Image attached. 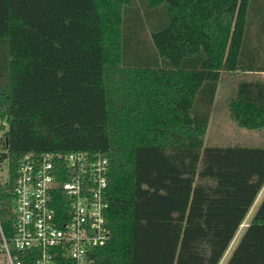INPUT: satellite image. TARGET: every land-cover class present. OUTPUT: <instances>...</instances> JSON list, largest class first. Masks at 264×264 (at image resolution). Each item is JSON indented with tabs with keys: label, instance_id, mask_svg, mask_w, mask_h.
<instances>
[{
	"label": "trees",
	"instance_id": "16d2710c",
	"mask_svg": "<svg viewBox=\"0 0 264 264\" xmlns=\"http://www.w3.org/2000/svg\"><path fill=\"white\" fill-rule=\"evenodd\" d=\"M136 1L0 0V218L10 231L23 154L100 150L111 237L94 264H220L264 187V146L204 143L222 71L264 73L260 0H142L146 49ZM229 113L264 128V78L241 79ZM225 264H264V196Z\"/></svg>",
	"mask_w": 264,
	"mask_h": 264
},
{
	"label": "built area",
	"instance_id": "2783aa9c",
	"mask_svg": "<svg viewBox=\"0 0 264 264\" xmlns=\"http://www.w3.org/2000/svg\"><path fill=\"white\" fill-rule=\"evenodd\" d=\"M109 172L100 150L23 154L10 231L0 218V264H94L111 237Z\"/></svg>",
	"mask_w": 264,
	"mask_h": 264
},
{
	"label": "rangeland",
	"instance_id": "374dc122",
	"mask_svg": "<svg viewBox=\"0 0 264 264\" xmlns=\"http://www.w3.org/2000/svg\"><path fill=\"white\" fill-rule=\"evenodd\" d=\"M140 14L143 19L141 30L143 47L149 48V34L150 28L145 22V9L142 5V0H137ZM257 12L258 14H256ZM264 19V0H260L257 4L256 10L250 16V38L253 43L258 40V33L262 21ZM263 79L264 73H245V72H231L223 70L221 79L219 81L216 98L214 101L211 118L205 137L204 147L207 146H264V128L259 130H251L237 125L229 113V102L234 96L238 83L241 79ZM2 132H0V136ZM103 143V141H90L91 146ZM84 146V145H81ZM89 144L85 145V147ZM8 178V163H0V184L4 183Z\"/></svg>",
	"mask_w": 264,
	"mask_h": 264
},
{
	"label": "water",
	"instance_id": "95a60500",
	"mask_svg": "<svg viewBox=\"0 0 264 264\" xmlns=\"http://www.w3.org/2000/svg\"><path fill=\"white\" fill-rule=\"evenodd\" d=\"M263 196H264V187H263L261 193L259 194L257 200L255 201L253 207L251 208V210H250L248 216L246 217L245 221L243 222V224H242L240 230L238 231L237 235L235 236L234 240L232 241V243H231L229 249L227 250V252H226V254L224 255V257H223L222 261L220 262V264H225V263L227 262V260H228V258L230 257V255H231V253H232L234 247H235L236 244L238 243V241H239V239H240V237H241V235H242L244 229L246 228V226L249 225V222H250V220H251V218H252V216H253L255 210L257 209L259 203L261 202Z\"/></svg>",
	"mask_w": 264,
	"mask_h": 264
}]
</instances>
